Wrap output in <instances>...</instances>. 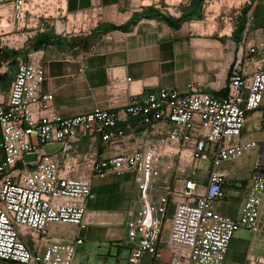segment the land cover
<instances>
[{"label": "built area", "instance_id": "1", "mask_svg": "<svg viewBox=\"0 0 264 264\" xmlns=\"http://www.w3.org/2000/svg\"><path fill=\"white\" fill-rule=\"evenodd\" d=\"M182 1L166 8L169 15L182 14ZM158 2L152 5L159 8ZM247 6L251 20V0L233 5ZM99 22L95 11L68 13L64 0H0V75L15 67L7 91L0 89V259L75 264L87 202L94 196L91 178L112 173L131 174L138 194V210L125 223V264H143L145 256L148 264H224L238 229L264 236V139L244 135L248 114L257 112L263 99L264 40H241V56L222 96L194 84L184 91L148 89L129 94L119 111L95 108L62 117L52 106V94L41 90L42 50L23 57L20 52L35 33L51 31L70 40L87 36ZM130 81L110 74L109 100H117ZM258 124L264 129V110ZM85 139L100 146L126 139L135 148L80 160L74 149ZM251 152L240 210L226 215L215 207L230 179L231 169L223 164ZM29 155L33 159L27 161ZM86 169L91 176L74 175ZM168 207L172 212L163 238ZM63 225L75 230L66 240L52 234L53 226Z\"/></svg>", "mask_w": 264, "mask_h": 264}, {"label": "crops", "instance_id": "2", "mask_svg": "<svg viewBox=\"0 0 264 264\" xmlns=\"http://www.w3.org/2000/svg\"><path fill=\"white\" fill-rule=\"evenodd\" d=\"M191 1L180 2L181 8L187 5V10H190ZM251 2V20L246 17L248 6L240 10L230 6L234 12L228 17L227 9L212 14L213 18H224V26L218 28L215 24L209 32L192 28L184 20L177 27H173L159 18L144 15L148 13L145 10L153 1L144 4L138 0H64L68 13L95 11L100 16V22L85 37L70 40L56 38L40 48L45 74L41 90L52 94V106L62 117L75 116L95 108L119 111L125 106L129 94L148 89L175 88L184 91L188 84H194L202 91L222 96L226 92L225 84L230 69L241 56V40L246 38L250 43L264 40V0ZM154 8L156 12L164 13L158 7ZM197 18L196 15L190 17ZM132 19L134 22L125 31L107 29L109 25H123ZM208 26L209 24L206 28ZM227 26L229 30L225 31ZM110 74L131 78L127 90L121 92L114 101L109 100L107 89ZM263 110L264 93L260 109L248 114L244 131L247 138L264 139V129L258 124ZM132 148L135 147L128 144L126 139L106 143L105 146L85 139L74 149V154L82 160L88 155L108 156ZM233 164L235 163H227L234 166ZM230 169L225 196L216 202L215 207L218 211L234 217L240 210L247 178H244L245 183L240 182L238 177L231 175L233 168ZM74 175L91 176V171L81 170ZM103 176L105 175L98 177ZM102 182L104 183L100 185L105 186L102 188L109 193L114 192L113 199L108 204L88 201L86 213L93 206L102 207L103 210L117 215L113 218L116 224L125 225L128 218L138 210V194L133 176L114 175L102 179ZM125 211L126 216L121 215ZM262 211L264 217V205ZM87 225L85 228L90 226L88 223ZM64 226L67 225L53 226V236L66 240L60 232ZM166 234L167 231L162 237L165 238ZM126 247L128 250L129 246ZM148 262L149 256H145L143 264ZM0 264L18 263L0 259ZM224 264H264V236L238 229L230 242Z\"/></svg>", "mask_w": 264, "mask_h": 264}, {"label": "rangeland", "instance_id": "3", "mask_svg": "<svg viewBox=\"0 0 264 264\" xmlns=\"http://www.w3.org/2000/svg\"><path fill=\"white\" fill-rule=\"evenodd\" d=\"M138 1L140 3L143 2L144 4H148L150 1L154 2V0H138ZM177 1L178 0H166L167 3H164L163 0H159L158 3L160 6L158 10L163 11L164 12L163 14H165L166 16L174 18L173 16L169 15L166 8L167 7L172 8L177 4L176 3ZM235 3L236 0H210L206 4L202 2L201 5L195 11L196 16L198 18L197 19L186 18L184 21H186L188 25L191 24L192 28H197L201 31L208 30L209 32H211L215 24L218 26V28L219 26L221 27L224 26V18L221 19L220 16L213 18L212 14H215L214 12H218V11L220 12L223 9H227L226 17H228V15L233 14L234 9L232 7L230 8V6H233ZM178 7L179 9H181L182 12L188 9L187 5H185L183 9L180 7V5ZM153 10H155V8L151 5L148 6L145 11L148 13H153L154 12ZM202 20L203 22H200ZM93 24L94 22L91 20L89 22V26H92ZM207 24H209L208 28H206ZM68 26L69 28L72 29L76 27L74 25L73 20L69 21ZM228 28L229 26H227V29H225V31H228L229 30ZM41 34H43L42 36L47 35L53 38H58L59 40L61 39L51 31H47L45 33H35L33 37L27 40L25 49L21 50L20 52L21 57L25 56L27 51L35 49L34 48L35 42L41 36ZM72 38H79V37L76 36ZM14 69L15 67L12 66L11 71L7 72L4 75H0L3 77V79L0 80V88L3 91H6L9 86ZM48 148H54V146L50 145ZM254 154L255 152L246 154L240 160L235 162V164H233L234 166L227 165V163L223 165H225V167L233 168V172L231 175H233L234 177H238L240 182L245 183L244 180L248 178L251 173V165L254 158ZM25 159L27 161L32 160L33 156L31 155L25 156ZM103 175L105 176L98 177L99 175H93V178L91 180L94 196L89 201H91L92 203L102 202L108 204V202L111 199H113L112 197H114V192L109 193L104 188H102L105 186L100 184L104 183L102 182V179H108L114 177L115 174L106 173ZM171 212H172V208L168 207L166 209V214L164 216L165 220L163 222V228H162L163 234H165L167 231L168 219L171 215ZM121 215L126 216V211ZM115 216L117 215L108 212V210L106 211V209L103 210L102 207L93 206L87 210L86 222L90 224V226L81 229V231L79 232V235L81 239L84 240V242L81 245L77 246V252L75 255V264H125V260L128 254L126 245L129 246L126 236V226L121 224H116L114 222L115 220L113 219ZM73 230L74 228H71L70 226L67 225L64 226V229L60 232L67 239L68 234Z\"/></svg>", "mask_w": 264, "mask_h": 264}, {"label": "trees", "instance_id": "4", "mask_svg": "<svg viewBox=\"0 0 264 264\" xmlns=\"http://www.w3.org/2000/svg\"><path fill=\"white\" fill-rule=\"evenodd\" d=\"M204 0H192L191 4H190V10H185L184 12H182V14L178 17V18H171L169 16H166L163 13H158L156 12V10H153V13H145L144 15L148 16V17H156L161 19L162 21L166 22L168 25L173 26V27H177L180 23V21L185 20L186 18H190L193 15H196L195 11L197 10V8L201 5V3ZM152 9V8H151ZM133 19L130 20L128 23L123 24V25H109L107 27L108 30H121V31H125L128 28V25L133 23ZM43 34H41V36L37 39V41L35 42L34 48L38 49L41 48L47 44H49L50 42L54 41L56 38L50 37V36H42ZM9 54V53H8ZM3 77L0 76V80H2Z\"/></svg>", "mask_w": 264, "mask_h": 264}]
</instances>
